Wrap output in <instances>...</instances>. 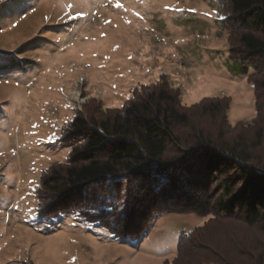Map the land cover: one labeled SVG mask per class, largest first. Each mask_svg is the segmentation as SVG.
<instances>
[{
	"label": "rangeland",
	"instance_id": "374dc122",
	"mask_svg": "<svg viewBox=\"0 0 264 264\" xmlns=\"http://www.w3.org/2000/svg\"><path fill=\"white\" fill-rule=\"evenodd\" d=\"M228 51L218 0H0V264L171 263L180 234L201 227L227 262L264 260V232L238 220L154 213L124 240L71 211L36 213L42 171L67 162L61 130L76 110L120 108L161 79L183 106L223 95L227 122H250L252 69Z\"/></svg>",
	"mask_w": 264,
	"mask_h": 264
},
{
	"label": "trees",
	"instance_id": "16d2710c",
	"mask_svg": "<svg viewBox=\"0 0 264 264\" xmlns=\"http://www.w3.org/2000/svg\"><path fill=\"white\" fill-rule=\"evenodd\" d=\"M218 5L230 59L252 69L254 118L231 126L223 95L183 106L161 79L135 88L120 108L76 110L61 130L71 144L67 162L40 175L37 214L71 211L124 240L141 237L162 212L264 232V0ZM179 237L164 264H232L207 245L204 227Z\"/></svg>",
	"mask_w": 264,
	"mask_h": 264
}]
</instances>
